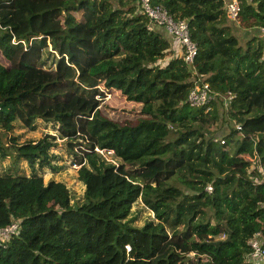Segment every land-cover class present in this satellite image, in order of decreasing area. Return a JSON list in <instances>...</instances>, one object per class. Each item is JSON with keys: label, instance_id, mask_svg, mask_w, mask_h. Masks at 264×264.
Wrapping results in <instances>:
<instances>
[{"label": "trees", "instance_id": "16d2710c", "mask_svg": "<svg viewBox=\"0 0 264 264\" xmlns=\"http://www.w3.org/2000/svg\"><path fill=\"white\" fill-rule=\"evenodd\" d=\"M151 3L186 21L192 63L132 0H0V128L54 124L84 186L71 206L34 172L56 171L53 135H8L0 158L30 171L0 175V227L17 223L0 264H253L256 233L264 250V0H238L256 33L241 44L222 0ZM202 83L212 98L189 106ZM137 199L152 213L140 227Z\"/></svg>", "mask_w": 264, "mask_h": 264}, {"label": "rangeland", "instance_id": "374dc122", "mask_svg": "<svg viewBox=\"0 0 264 264\" xmlns=\"http://www.w3.org/2000/svg\"><path fill=\"white\" fill-rule=\"evenodd\" d=\"M228 24L231 27V31L238 34L240 38V44L243 43L245 39L256 35V33L253 32L249 33V31H242L241 28L237 26L236 21L235 24ZM164 62H166V58L162 59V61H159V63L161 64H163ZM106 97H108V95H106ZM36 124V127L30 130L25 127H21L15 121L12 123V127L10 128L8 133L0 128V146L6 150H11L10 145L8 144V135L9 137H16V142L18 143L24 140L38 139L46 133L49 135H53V143L55 145L49 149V152H52L54 155H56V158L51 162L52 165L57 167L56 171H51L48 168L35 169L34 167V172L37 175L41 176L44 183L49 179L54 181H61L69 192V204L71 206H78L83 202L82 194L84 186L77 179V165L73 164V157L67 151L65 139L59 136L54 124L43 122L40 120H37ZM222 127L215 132L214 136H220L223 129L225 128L224 126ZM98 152L101 153L106 162H109L115 166L122 164L123 167H127L126 162H121L120 160L114 158L110 152ZM242 158H246V156L243 155ZM11 160L12 158L10 156L0 158V175L3 176L5 174H13L15 172L28 175L30 170L25 165L24 161H19L16 165H13ZM250 167H255L254 160H252L251 158ZM260 168L262 167L260 166ZM127 218L130 219V223L132 226L140 227L145 222L152 220V213L142 205L140 200L137 199L134 201V203H132Z\"/></svg>", "mask_w": 264, "mask_h": 264}, {"label": "built area", "instance_id": "2783aa9c", "mask_svg": "<svg viewBox=\"0 0 264 264\" xmlns=\"http://www.w3.org/2000/svg\"><path fill=\"white\" fill-rule=\"evenodd\" d=\"M139 6L140 12L146 16L149 21L148 28L156 26L162 29L169 37L174 56H181L187 64L192 63L196 53L195 44L189 39L187 24L185 20H174L167 14L165 9L157 4H152L151 0H132ZM250 2L252 0H244ZM228 20L235 21L239 12L238 0H222ZM259 34L264 37V27L258 28ZM212 97L210 89L206 83L195 84L187 95L189 106H198L206 103ZM206 191L210 188L207 186ZM17 233V223L11 222L4 227H0V244L4 245L10 235ZM263 242L262 235L256 233L249 240V252L245 255L248 261L253 264H264V250L261 247Z\"/></svg>", "mask_w": 264, "mask_h": 264}, {"label": "crops", "instance_id": "0c3cea01", "mask_svg": "<svg viewBox=\"0 0 264 264\" xmlns=\"http://www.w3.org/2000/svg\"><path fill=\"white\" fill-rule=\"evenodd\" d=\"M164 38L168 39V35L160 28L156 29ZM168 60V57H166V61Z\"/></svg>", "mask_w": 264, "mask_h": 264}]
</instances>
